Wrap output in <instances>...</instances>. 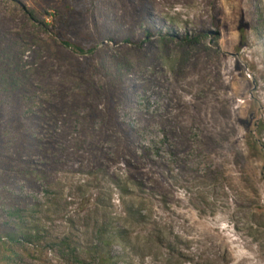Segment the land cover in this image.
<instances>
[{
    "label": "rangeland",
    "instance_id": "1",
    "mask_svg": "<svg viewBox=\"0 0 264 264\" xmlns=\"http://www.w3.org/2000/svg\"><path fill=\"white\" fill-rule=\"evenodd\" d=\"M68 1L0 0V264H264V0Z\"/></svg>",
    "mask_w": 264,
    "mask_h": 264
},
{
    "label": "trees",
    "instance_id": "2",
    "mask_svg": "<svg viewBox=\"0 0 264 264\" xmlns=\"http://www.w3.org/2000/svg\"><path fill=\"white\" fill-rule=\"evenodd\" d=\"M97 0H69L68 4L65 8V10H55L53 12L45 11V15H47L52 20V29L55 33V36L59 41L62 42V44L68 48L75 47V44L66 36V32L68 31L70 25L74 21V19L77 17L78 14L84 13V14H91L93 10L95 9ZM146 4V3H145ZM147 5V4H146ZM140 24L142 25V31L139 33V35L142 37V40H136V38H128L124 42V44L132 45L134 48H140L142 50H146L147 48V40L155 38L157 35H159L161 38H164L165 40L167 38L175 39V41H178L180 44H191L195 42L196 40H199L200 37L205 36L207 31L200 30L197 33H194V36L191 37L188 34L186 35H180L178 33L176 36L172 35V27L170 24H166L165 20H158L157 18H152V16L148 13V8L146 6V12L141 16ZM157 25L161 26V29H165L167 33H163V30H158ZM112 39V38H111ZM110 39V40H111ZM114 44L120 45L121 42L117 41L116 39L111 40ZM122 83V82H121ZM147 93V90L144 91V94ZM146 97V96H145ZM155 97L154 95L152 96ZM151 98V97H150ZM148 99V98H146ZM149 100V99H148ZM137 133L135 130H128L126 134V138L130 145H134V143L137 141ZM176 147H171V153L175 154ZM142 160L146 158V149L143 150ZM177 156V155H176ZM129 216L133 219L139 218V214L132 208H129ZM108 227L106 225H102L98 233L101 237H104L103 240H100L96 245H94V248L91 250L90 253L84 252V254H79L77 249H73L71 243L67 240L66 242H63L62 246L65 247L68 251V254L71 257H74V262L76 264H90L89 256L95 255L96 260L100 261L102 264H117L115 261L117 260L116 256H113L111 254L110 248L112 244H115L118 242V239L122 238V235L118 232L110 234H106V231H108ZM105 232V234H104ZM14 237V236H13ZM15 239V238H14ZM27 239H32L31 235L27 236ZM99 262V263H100Z\"/></svg>",
    "mask_w": 264,
    "mask_h": 264
}]
</instances>
